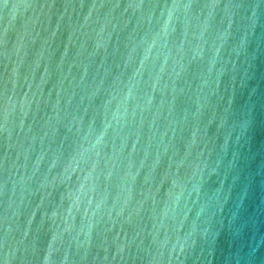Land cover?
Returning <instances> with one entry per match:
<instances>
[{
    "label": "water",
    "instance_id": "obj_1",
    "mask_svg": "<svg viewBox=\"0 0 264 264\" xmlns=\"http://www.w3.org/2000/svg\"><path fill=\"white\" fill-rule=\"evenodd\" d=\"M0 264H264V0H0Z\"/></svg>",
    "mask_w": 264,
    "mask_h": 264
}]
</instances>
